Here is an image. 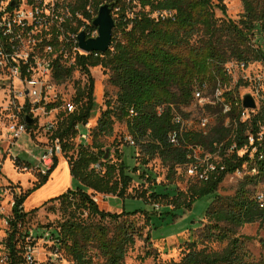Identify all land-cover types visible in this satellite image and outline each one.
I'll return each instance as SVG.
<instances>
[{"label": "trees", "instance_id": "obj_1", "mask_svg": "<svg viewBox=\"0 0 264 264\" xmlns=\"http://www.w3.org/2000/svg\"><path fill=\"white\" fill-rule=\"evenodd\" d=\"M128 1H83L81 11L87 6L96 12L102 5L114 7L116 26L111 47L106 54L78 55L72 67L62 65L60 60L54 66L53 76L58 84L70 80L76 71L89 80L74 99L76 111L59 115L53 134V139L59 140L62 146L71 177L78 185L44 205L60 203L65 220L51 233L57 240L55 250L60 260L68 258L74 264H97L93 250L102 259L101 264H125L130 249L143 236V228H138L129 219L139 212L123 211L120 215L105 212L100 210L94 197L136 199L129 193L136 180L156 183L149 167L151 161L160 159L169 167L170 179L178 173L180 165L186 164L185 152L170 143V134L178 128L173 123L171 106L181 111L182 107L191 105L197 88L204 85L215 88L219 82H228L225 67L231 62L246 65L264 62V51L255 50L251 45L256 33L264 41V0H241L244 14L239 23L231 20L220 23L216 18V9L227 12L225 0H130V4L140 3L141 11L137 13L131 11L134 5H128ZM85 14L92 18L91 14ZM98 67L109 74L110 85L117 89L116 99L107 102L106 110L90 133L92 143L76 146L79 128L87 126L93 115L95 81L91 69ZM164 106L160 115L159 108ZM56 108L58 105L48 106V110ZM261 120L264 123L263 116ZM118 122L127 125L128 136L135 145L127 141L126 146L134 150L133 160H141L138 167L128 166L120 156L114 162L112 148L106 146V140L113 138ZM34 127V123L28 125V130ZM225 138L226 131L219 126L209 138L193 137V140L213 146ZM239 144L243 146L244 141L240 140ZM243 162L227 161L225 170H220L209 182L191 180L193 184L187 192L156 187L159 189L149 197L151 203L143 200L153 206L154 211L160 204L168 211H174L190 209L198 199L215 195L205 219L211 228L210 238L219 242L229 240L228 246L221 252L207 253L199 251L193 244L180 264H264L263 261L247 260L244 243L235 238L234 230L226 228L264 224V209L247 189L256 181L247 179L233 197L219 195L226 176L240 169ZM58 165L56 159L53 170L42 176L33 190L15 200L13 217L9 221L10 233L5 241L9 264H21L24 259L21 254L26 239L21 238L20 231L29 215L40 210L26 213L24 204L49 182ZM98 165L100 169L96 168ZM262 176L264 178V168ZM85 214L87 218L83 217ZM146 214L151 223L152 215ZM163 215L165 213L160 216ZM20 242H23L21 246Z\"/></svg>", "mask_w": 264, "mask_h": 264}, {"label": "rangeland", "instance_id": "obj_2", "mask_svg": "<svg viewBox=\"0 0 264 264\" xmlns=\"http://www.w3.org/2000/svg\"><path fill=\"white\" fill-rule=\"evenodd\" d=\"M128 5H134V9L131 10L134 13L141 11L138 1L130 4L129 0ZM225 5L227 7L226 13H223L221 9L215 10V15L219 22L231 20L239 23L244 14L241 0H225ZM21 6L23 8L25 5ZM42 30L43 28H39L38 33L42 32ZM251 45L255 50L261 49L264 51V41L258 33H256ZM82 54L84 55V52ZM44 60L45 58L41 59V61ZM72 63H74V60L69 65ZM247 72L253 76L259 75L264 77V62L250 64ZM91 74L95 81V106L89 124L81 126L79 128L80 132H92L102 112L106 110L107 102L115 100L117 94V89L109 83V74L102 67L91 69ZM35 76L41 79L42 83L49 82L50 84L53 82L56 87L53 90H49V97L31 111L33 118L36 119L34 129L29 131L31 138L27 134L23 135L17 140L16 146L11 128L23 119V117H20V115L23 116V113H21L18 106L9 105L8 98H6L8 93L6 97L4 93H0V194L3 196L0 209V260L1 257L8 254L5 241L10 233L9 221L13 217V203L17 197L26 195V193L33 190L34 186L43 176L39 174L36 167L39 165L38 159L47 147L51 145L50 141L52 140L44 128L45 125L48 122H57L59 115L65 114L64 105L74 102L79 90L84 89L89 83L88 77L80 71H76L73 77L63 84H58L52 73L48 78L42 77L40 71H37ZM234 87L236 88V86ZM246 89L245 86L241 85L237 87L235 93L237 96H240ZM32 101H34L33 98ZM21 102L24 103V100ZM50 105H58V108L48 110V106ZM193 111L194 114H198L199 112L196 111V108H193ZM190 119L196 120L193 116ZM130 138L128 136L127 125L118 122L115 125L114 136L106 140V146L112 148L114 162L118 161V156H120V159L124 160L128 166L135 165L138 167L141 160H133L134 150L126 146ZM92 139L91 137L90 144L92 143ZM75 143L76 146L83 143L80 135L76 138ZM116 150H118V153H115ZM58 161L59 165L52 173L49 182L42 189L33 193L24 204V211L26 213H30L37 208L40 209L34 214H30L26 223L21 228V238L25 237L26 239L24 243L29 241L26 237L29 231L52 232L59 229V224L65 220L59 202L49 203L44 206L49 200L66 193L70 187L75 189L78 185L71 178V174L67 168L68 162L65 153L58 157ZM149 167L154 172L156 185L147 179L143 181L136 180L129 190V193L136 197V199L122 200L118 197L105 195H96L94 197L102 211L119 215L123 211L139 212L137 216L129 219L134 221L138 228H143V236L138 238L136 245L130 249L125 264H180L193 244L197 245L199 251L204 250L207 253L223 251L228 246L229 240L219 242L216 239L210 238L211 228L205 219L215 195L198 199L190 209L168 211L164 205L155 206L154 204V211V207L146 204L144 201L151 203L149 197L156 189H159L156 187L177 188L180 192H187L190 184H193L191 182L193 177L190 176L188 170L182 169L170 179L169 167L164 165L160 159L151 161ZM245 182L246 179L227 176L220 186L219 195L222 197H233ZM256 188L257 186L254 185H248L247 187L253 196ZM90 194L93 195L92 192ZM146 213L152 215L151 223L148 221ZM163 213L165 215L160 216ZM87 216L85 214L83 217L87 218ZM226 228L234 230L236 234L235 238H239L244 243L245 251L248 255L247 260L251 262H264V224L256 223L238 229L232 226H226ZM31 242L34 243L35 247L34 256L37 260L36 263L50 264V261L56 260L57 264H74L68 258L62 260L55 259L52 255L53 250L50 243L40 238L36 241L31 240ZM22 244L23 242H20V246ZM92 254L96 258V263L101 264L102 259L98 257L96 250H93ZM21 264L29 263L22 259Z\"/></svg>", "mask_w": 264, "mask_h": 264}, {"label": "built area", "instance_id": "obj_3", "mask_svg": "<svg viewBox=\"0 0 264 264\" xmlns=\"http://www.w3.org/2000/svg\"><path fill=\"white\" fill-rule=\"evenodd\" d=\"M83 1L85 2L0 0V93H4L5 97L8 93L6 98L9 105L18 106L23 113V116L20 115L23 119L11 128L15 146L23 135L30 136L26 118H33L31 111L49 97V90L56 87L53 82L42 83L41 79L35 76L37 71H40L42 77L49 78L50 74L54 73L58 60L66 67H72L76 57L83 55L79 46L80 34L84 33L87 40L99 37V31L93 26V22L103 5L97 12L91 6L81 11L79 8ZM21 5L25 6L22 8ZM85 12L91 14L92 18H88ZM39 28H43L40 33ZM42 58L45 60L41 61ZM72 60L74 63L69 65ZM249 68L250 65L231 62L225 67L230 79L228 82H219L215 88L208 85L197 88L191 105L182 107L181 111L171 106L174 113L173 123L178 128L170 134V143L186 154L187 162L180 165L178 171L186 169L194 180L200 182H209L215 178L220 170H225L227 161L244 160L240 169L227 176L255 180L254 186L257 188L253 199L264 209V123L261 120V117H264V77L248 74ZM241 85L248 89L237 96L235 90ZM247 93L251 94L256 108L244 107L243 96ZM165 108L166 106L159 108L160 115ZM193 108L199 111L198 114H194ZM63 109L71 114L76 111V106L70 102L66 103ZM26 110L29 112H25ZM191 115L196 120H191ZM35 121L36 119L34 125ZM57 123L58 121L48 122L44 127L52 140L51 145L38 159L39 165L36 169L43 176L53 170L56 159L63 155L59 140L53 139ZM219 126L226 131V138L215 142L213 146L193 140V137L209 138ZM80 137L84 144L91 140L89 132H80ZM240 140L244 141L243 146H240ZM129 142L132 146L135 145L132 138ZM96 168L100 169V166ZM2 202L3 196L0 194V209ZM14 205L15 202L13 207ZM26 237L29 241L25 243L21 254L25 262L38 264L31 240L36 241L39 238L50 243L52 255L55 259H60L58 251L55 250L57 240L50 231L32 230ZM50 262L57 264L56 260ZM9 263L8 253L1 257L0 264Z\"/></svg>", "mask_w": 264, "mask_h": 264}, {"label": "water", "instance_id": "obj_4", "mask_svg": "<svg viewBox=\"0 0 264 264\" xmlns=\"http://www.w3.org/2000/svg\"><path fill=\"white\" fill-rule=\"evenodd\" d=\"M114 7L111 5H103L99 10L98 17L94 20L93 26L98 29L99 37L96 39H86V35L81 33L79 36L80 49L86 54H106L111 47L113 40V31L116 21L113 16ZM243 105L247 109L256 108V103L251 94L247 93L243 96ZM27 125H33L34 119L27 117Z\"/></svg>", "mask_w": 264, "mask_h": 264}, {"label": "crops", "instance_id": "obj_5", "mask_svg": "<svg viewBox=\"0 0 264 264\" xmlns=\"http://www.w3.org/2000/svg\"><path fill=\"white\" fill-rule=\"evenodd\" d=\"M43 152V151H42ZM67 168H68V170H69V166H68V164H67ZM69 172H70V170H69ZM72 178V177H71ZM69 189H72V187H70Z\"/></svg>", "mask_w": 264, "mask_h": 264}]
</instances>
